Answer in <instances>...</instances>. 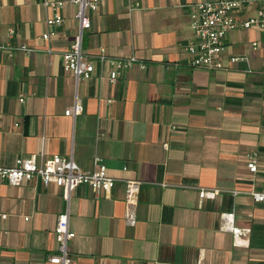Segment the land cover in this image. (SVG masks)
Segmentation results:
<instances>
[{
  "label": "crops",
  "instance_id": "1",
  "mask_svg": "<svg viewBox=\"0 0 264 264\" xmlns=\"http://www.w3.org/2000/svg\"><path fill=\"white\" fill-rule=\"evenodd\" d=\"M139 1L131 13L129 0L89 13L82 50L95 71L76 82L62 59L77 30L75 6H64L63 22L51 26L52 12L37 0H0V166L42 153L92 170L98 156L116 179L99 192L78 185L68 200L37 177L19 185L0 179V264H51L64 211L75 264H264V202L249 194L264 188V27L229 31L224 68L208 70L192 66L185 50L195 41L188 5L205 0ZM251 15L255 7L237 19ZM20 43L33 51L17 50ZM101 48L146 66L136 63L111 83L109 66L94 58ZM76 98L82 112L66 116ZM252 152L254 173L246 165ZM125 179L142 182L133 226L124 221ZM200 188L221 191L200 199ZM229 211L250 229L247 245L219 229Z\"/></svg>",
  "mask_w": 264,
  "mask_h": 264
},
{
  "label": "built area",
  "instance_id": "2",
  "mask_svg": "<svg viewBox=\"0 0 264 264\" xmlns=\"http://www.w3.org/2000/svg\"><path fill=\"white\" fill-rule=\"evenodd\" d=\"M45 9L52 12V16L47 19L51 26L60 25L64 18L60 10L66 5L75 6L74 17L77 20V30L69 48L62 52L63 68L71 71L75 81L90 79L95 71L92 56L82 50L83 34L91 27L90 12H96L103 7L107 0H37ZM1 4V2H0ZM140 7L139 0H129L127 11L131 13ZM248 7H255V15L248 16L241 20L237 19V14ZM190 28L193 31L195 41L189 42L185 50L191 55L190 63L194 67L208 70L223 69L222 54L226 47V38L229 31L236 27L250 28L253 26L264 27V0H205L188 5ZM8 37L15 34L13 27L8 28ZM52 31L42 33L44 40H49ZM255 45V43H253ZM16 49L25 53H30L33 48L24 43L16 46ZM13 54L8 50V55ZM99 63H106L110 68L107 79L115 83L121 71L131 68L138 63L140 68H145L146 64L138 60L134 55L125 58L113 57L106 54L103 48L94 56ZM244 56H232L231 62L243 60ZM20 101L23 99L20 98ZM82 112V104L76 98L74 104L65 109L66 116L75 117ZM248 169L251 172L257 171L256 153L248 155ZM39 178L44 185L54 183L62 190V196L68 200L69 193L78 185H88L94 191L109 190L115 178L108 176L105 166L98 156L93 158V169L83 170L73 160L72 156H62L53 154L45 157L42 153H31L25 157H17L11 166H0V179L6 180L11 185H19L22 181L32 178ZM125 210L124 221L133 226L136 222L135 206L138 201L141 180L125 179ZM221 190L216 188H200L199 198L214 197ZM232 194L237 190H230ZM250 196L254 201L264 202V188L262 190H251ZM0 218H6L5 213L0 212ZM219 229L229 231L233 236L235 246L247 245V235L250 229L238 227L234 224V213L232 211L220 214ZM55 238L58 242V253L49 256L51 264H75L68 253L67 243L75 236L69 229L68 212L64 211L57 215L54 228Z\"/></svg>",
  "mask_w": 264,
  "mask_h": 264
}]
</instances>
